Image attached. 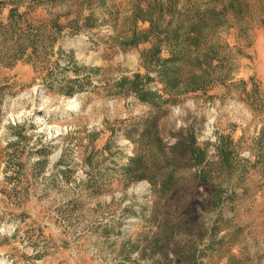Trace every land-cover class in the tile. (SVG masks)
I'll return each mask as SVG.
<instances>
[{"label":"rangeland","instance_id":"rangeland-1","mask_svg":"<svg viewBox=\"0 0 264 264\" xmlns=\"http://www.w3.org/2000/svg\"><path fill=\"white\" fill-rule=\"evenodd\" d=\"M129 1L0 0V264H264V0L173 90Z\"/></svg>","mask_w":264,"mask_h":264},{"label":"trees","instance_id":"trees-1","mask_svg":"<svg viewBox=\"0 0 264 264\" xmlns=\"http://www.w3.org/2000/svg\"><path fill=\"white\" fill-rule=\"evenodd\" d=\"M246 0H130L135 20L147 23V27L132 28V37L124 45H137L141 42L150 44L147 49V62L153 64L160 80L168 90H173L181 83L195 84L200 75L207 71L205 65L214 60L217 53L218 39H213L223 28H232V18L242 13ZM227 23V24H226ZM225 45V44H224ZM222 45V46H224ZM166 52L161 56V52ZM200 71V73L198 72ZM134 74L132 79L123 77L121 85L129 87L138 99L146 103H155L157 95L149 88L138 83L141 77ZM200 81V80H199ZM195 165H201L204 152L194 145L190 130L181 150ZM140 176L144 175L143 170ZM200 181H207V175L201 173Z\"/></svg>","mask_w":264,"mask_h":264},{"label":"bare ground","instance_id":"bare-ground-1","mask_svg":"<svg viewBox=\"0 0 264 264\" xmlns=\"http://www.w3.org/2000/svg\"><path fill=\"white\" fill-rule=\"evenodd\" d=\"M75 105V104H74Z\"/></svg>","mask_w":264,"mask_h":264}]
</instances>
